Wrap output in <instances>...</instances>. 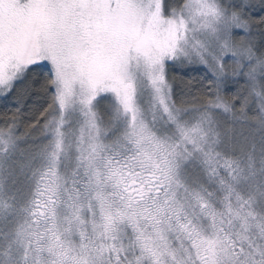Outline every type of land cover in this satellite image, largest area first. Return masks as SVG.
<instances>
[{
  "label": "snow or ice",
  "instance_id": "snow-or-ice-1",
  "mask_svg": "<svg viewBox=\"0 0 264 264\" xmlns=\"http://www.w3.org/2000/svg\"><path fill=\"white\" fill-rule=\"evenodd\" d=\"M0 264H264V0H0Z\"/></svg>",
  "mask_w": 264,
  "mask_h": 264
}]
</instances>
